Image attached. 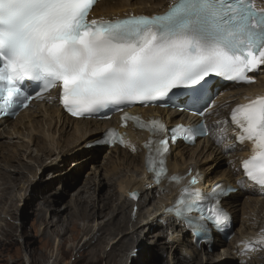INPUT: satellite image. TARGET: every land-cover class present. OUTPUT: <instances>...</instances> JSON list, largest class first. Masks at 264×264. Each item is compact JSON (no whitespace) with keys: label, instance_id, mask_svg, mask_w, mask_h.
Masks as SVG:
<instances>
[{"label":"snow or ice","instance_id":"6c2138e0","mask_svg":"<svg viewBox=\"0 0 264 264\" xmlns=\"http://www.w3.org/2000/svg\"><path fill=\"white\" fill-rule=\"evenodd\" d=\"M95 3L0 0V118L14 116L53 89H59V103L77 118L107 119L108 110L136 105L201 117L199 124L172 129L155 119L124 115L121 120L125 125L133 120L152 134L145 148L157 190L166 191L160 187L165 181L180 186L164 215L174 216L198 240L206 237L209 225L219 227L230 219L221 201L236 189L217 184L203 192L197 186L203 178L194 166L191 179L189 174L169 177L170 144H191L209 133L203 118L211 107L212 77L250 84L255 81L249 74L264 70V6L255 0H173L162 14L90 19ZM231 124L239 129L240 144H252V155L241 162L243 175L264 192V97L234 108ZM125 140L109 130L97 142L131 147ZM237 183L244 186L245 180Z\"/></svg>","mask_w":264,"mask_h":264},{"label":"bare ground","instance_id":"6f19581e","mask_svg":"<svg viewBox=\"0 0 264 264\" xmlns=\"http://www.w3.org/2000/svg\"><path fill=\"white\" fill-rule=\"evenodd\" d=\"M113 1L116 3L112 4L113 2L110 1L101 5L107 8L108 12H116L118 7L134 12H152L162 7L165 2V0ZM257 2L264 5V0H257ZM158 114L164 116L162 111H158ZM177 117L179 120L182 119L180 114ZM106 125L107 123L65 119L55 109H47L41 115L32 112L24 113L15 121H6L2 124L0 126V180H2L0 220L5 219L6 215L13 221L18 220V209H15L14 203L18 200L12 193L22 182H25L21 188L23 192L27 191L29 187L27 184L34 183L31 189L35 195L34 198L31 197L32 205H35L39 199L46 202L44 201L46 191L40 187L37 180L38 173L43 174L46 170L53 171L57 167H65L69 162L76 167L96 161L99 152L94 149L86 150L85 146L87 143L96 141L102 127ZM32 148L35 149L36 154H33ZM105 156L101 168L104 167L103 178L106 184L101 183L97 177L88 178L87 183H84L77 191V198L71 200L70 205L62 210L52 207V209L44 210L45 207L42 208L40 204H36L38 206L34 215L43 223V228L40 232L38 231L39 242L43 244V249L38 250L40 256L37 258V249L33 248L36 241L31 240V235L23 228L22 246L26 247L29 264H49V261H51L50 264H61L62 259L59 256L65 258L63 255L65 245H69L68 253L78 250L76 255L89 259L88 264L101 262L104 264H134V262L149 264L145 255L153 248L161 251V254L165 253L167 248L178 249L180 264H236L231 254L233 243L243 235H250L253 227L247 223L264 213V198L260 197L256 191L244 186L237 194L223 202L224 208L233 214L234 220L241 221L236 231L237 236L231 243L222 247L220 252L218 250L217 254H214V259L210 256L206 257V252L209 249H217L218 244L213 243L210 247L201 246L200 250L203 252L201 257L198 250L191 246V238L185 237L181 224L163 215L161 205L164 200L154 197L155 192L146 185V177L141 167L142 160L118 150L110 151ZM226 161L221 150L200 142L193 149L177 146L169 158V168L171 172H177L194 166L204 175V184L207 186L218 182L234 185L236 176L227 168ZM29 162H33L34 165ZM107 163L110 170L107 166L105 169ZM42 168L45 171L41 170ZM66 173L64 178H60L63 173L58 174L56 181L60 183L62 189L68 191L76 182L77 175L71 172ZM119 173L122 175L121 178L118 176ZM107 186L110 188L105 192ZM90 190H93L94 195L102 193L100 200L89 198L90 201L87 202L86 198H82L85 194H91ZM132 190L139 193L137 201L127 199V191ZM60 192L61 190L58 193ZM165 199L168 200L169 195ZM240 200L243 201L239 206ZM45 205L49 206L47 203ZM43 211L50 215L46 214L43 218L45 214L42 213ZM239 213H242L241 218L238 217ZM243 217H248L249 220H243ZM80 219L84 220L83 225L77 223ZM5 222L6 227L0 226V264H5V254L10 253L20 243V240H15L16 228L8 225V221ZM92 222L96 224L95 227L91 225ZM56 239H59L57 243ZM149 239L153 241L148 242ZM216 239H219L218 236ZM82 241L83 244L80 247L79 244ZM158 241L162 243L159 244ZM53 242L54 249L46 251L47 248H51ZM161 244L166 245L165 248L160 246ZM146 246L148 247L145 248ZM137 249L140 250L139 256L134 255ZM197 258L200 260L194 263ZM177 260L173 262L171 258H168V264H178ZM22 261L24 258L21 252H18L12 264H23Z\"/></svg>","mask_w":264,"mask_h":264},{"label":"rangeland","instance_id":"374dc122","mask_svg":"<svg viewBox=\"0 0 264 264\" xmlns=\"http://www.w3.org/2000/svg\"><path fill=\"white\" fill-rule=\"evenodd\" d=\"M31 150H32L33 154H36L34 148H32ZM29 164H33V162H31V163L29 162ZM13 165H14V163H13ZM101 165H102V163L99 160L91 162L88 165L87 164H81V165L76 166V167L72 162H69V163H67V166H65V167H59V168L57 167V169H54L53 171L46 170V172H44L43 174L41 172L38 173L37 180L39 181L40 187L46 191V194L44 195L45 196L44 201H46V202H43L42 199H39L36 201L35 205L31 204L32 198L35 197L34 193L31 192L32 191L31 189L33 188L32 185L34 183L27 184L29 187H28L26 192L21 191V188L25 185V182L24 183L22 182L20 184V186H18V189L15 188L12 195H15L16 196L15 199L18 200L17 202H14L15 206H16L15 209L16 210L18 209V211H17V214H18L17 219L18 220L13 221V220H11L10 217H8V215H6V217H4L5 219L0 220V226L6 227L7 223L5 221H8V225L16 228L17 232L15 234L16 235L15 240L16 239L20 240V243L17 244L10 253L5 254V260H6L5 264H12V261L15 258V256H17L18 252H21V256L24 258V261H22V263L23 264H29V257L26 254V250H25L26 247L22 246V242H23L22 230H23V228H25V231H27V233H29L31 235V237H30L31 240L36 241L33 248L37 249L38 255L36 257L39 258L40 251H38V250L43 249V244L41 242H39L40 240H39L38 234L40 232V229L43 228V226H42L43 223H41V220L39 221L38 218L34 215L35 211H37L36 209L38 206L36 204H40L42 206V208L45 207L44 210H47L49 208L50 209H52V208L57 209L58 208L59 210H62L64 207L70 205L69 203H71V200L77 198V196H78L77 191L79 189H81V187L84 183L85 184L87 183L86 180L88 178L91 179V178L97 177V179H99L101 181V183L106 184V180L103 178V175L105 174L104 169H103L104 167L101 168ZM106 166L110 170L108 163L105 164V169H106ZM68 169H70V171H68ZM41 170L45 171L44 168H42ZM66 171H68L67 173L71 172V173H75V175H77L76 182H74L71 189H69L68 191H67V189H62L60 183L58 181H56L57 180L56 176L60 173H63V175H60V178H64V176H65L64 174L66 173ZM118 176H119V178L122 177V175L120 173ZM1 181L2 180H0V189L2 187ZM59 187H60V189H59ZM109 188H110V186L105 187V192H107V190ZM60 190H61V192L58 193ZM85 191H87V190H85ZM30 193H31V195H29ZM90 193L91 194H85V196L82 193L84 197H82V194H80V195L82 198H86L87 202L90 201L89 198H92L95 200H100V196H102V193H96L94 195L93 190H90ZM80 195H79V197H80ZM20 196H21V198H20ZM19 199H20V201H19ZM46 203L49 205L48 207H46L47 206V205H45ZM134 211L136 212V209H134ZM42 213L43 214L45 213L43 215V218L46 216V214L50 215V213H47L45 211H43ZM80 220L77 223L79 225H83L84 220L83 219H80ZM91 225L93 227H95L96 224H94L92 222ZM58 240L59 239L55 240L56 243L58 242ZM149 240L150 241H148V240L147 241L148 242L153 241L152 239H149ZM158 243L160 244L162 242L158 241ZM82 244H83V241L79 244L80 247L82 246ZM148 246H146L145 248H147ZM160 246L165 248L166 245L161 244ZM68 248H69V245L64 246L65 250H63V255L65 256V258H63L62 256H59V258L62 259L61 264H88L89 259L80 258L79 255H76L78 250L75 252L68 253L67 252ZM53 249H54V242L51 245V248L50 247L47 248L46 251H49V250L52 251ZM218 250L219 249H212V250L206 252V257L210 256L211 259H214V257H215L214 254L215 253L217 254ZM177 251H178V249L168 250V248H167L165 250V253L161 254V251L153 248L152 250H148V252H147L148 254L146 253L145 257H146V259H148L149 264H168V258H171L173 262H175L176 259H178L179 261L177 260V262H178V264H180V262H181L180 261V255H178ZM220 251H221V249L219 250V252ZM207 253H209V254H207ZM199 255L202 257L203 252L202 251H201V253L199 252ZM198 259L200 260V258H197L194 260V263L197 262ZM49 262L51 263V261H49ZM101 263L104 264V262H101Z\"/></svg>","mask_w":264,"mask_h":264}]
</instances>
